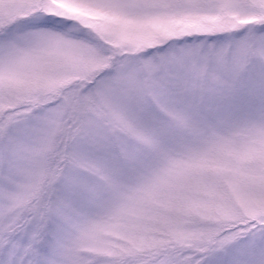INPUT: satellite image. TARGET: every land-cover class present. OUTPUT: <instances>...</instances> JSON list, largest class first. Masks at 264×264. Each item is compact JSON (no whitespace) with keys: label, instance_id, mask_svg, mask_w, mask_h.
Segmentation results:
<instances>
[{"label":"snow or ice","instance_id":"1","mask_svg":"<svg viewBox=\"0 0 264 264\" xmlns=\"http://www.w3.org/2000/svg\"><path fill=\"white\" fill-rule=\"evenodd\" d=\"M0 264H264V0H0Z\"/></svg>","mask_w":264,"mask_h":264}]
</instances>
